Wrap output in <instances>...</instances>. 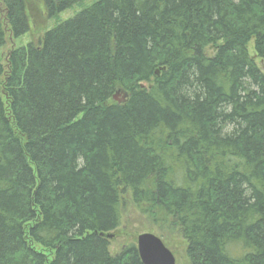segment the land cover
<instances>
[{"label":"trees","instance_id":"16d2710c","mask_svg":"<svg viewBox=\"0 0 264 264\" xmlns=\"http://www.w3.org/2000/svg\"><path fill=\"white\" fill-rule=\"evenodd\" d=\"M1 1L0 48L30 29L27 0ZM79 1L41 0L47 16ZM250 41L264 62V0H96L11 49L0 264H142L135 242L109 250L127 198L184 239L189 264H264V73Z\"/></svg>","mask_w":264,"mask_h":264},{"label":"rangeland","instance_id":"374dc122","mask_svg":"<svg viewBox=\"0 0 264 264\" xmlns=\"http://www.w3.org/2000/svg\"><path fill=\"white\" fill-rule=\"evenodd\" d=\"M96 0H81L71 7L57 12L55 15L47 16L45 5L41 0H27V8L29 13V26L30 29L19 37H12L10 32L6 33V43L0 48V63L6 67L7 55L13 48L26 46L30 41L38 42L42 34L55 25L74 17L81 10L89 7ZM0 20L4 23L5 29L7 26L4 20L3 4L0 0ZM248 52L254 57V60L259 69L264 73V62L255 56L253 50V41L248 43ZM206 52L211 55V49ZM122 223L120 227L111 232L109 239V250L111 254L118 252L123 245L136 241L137 235L141 233H152L158 236L166 247L172 252L175 257L176 264H189L185 253L184 239L175 231L168 228H161L153 225L149 217L143 216L131 204L129 199H124L122 205Z\"/></svg>","mask_w":264,"mask_h":264},{"label":"water","instance_id":"95a60500","mask_svg":"<svg viewBox=\"0 0 264 264\" xmlns=\"http://www.w3.org/2000/svg\"><path fill=\"white\" fill-rule=\"evenodd\" d=\"M112 98L120 103L125 99V93L117 92ZM110 237L111 235H107V238ZM135 245L142 264H176L172 252L158 236L152 233L137 235Z\"/></svg>","mask_w":264,"mask_h":264},{"label":"bare ground","instance_id":"6f19581e","mask_svg":"<svg viewBox=\"0 0 264 264\" xmlns=\"http://www.w3.org/2000/svg\"><path fill=\"white\" fill-rule=\"evenodd\" d=\"M142 84V83H141Z\"/></svg>","mask_w":264,"mask_h":264}]
</instances>
